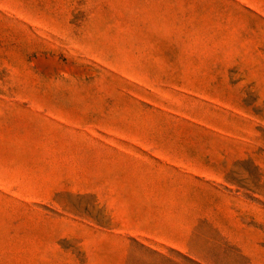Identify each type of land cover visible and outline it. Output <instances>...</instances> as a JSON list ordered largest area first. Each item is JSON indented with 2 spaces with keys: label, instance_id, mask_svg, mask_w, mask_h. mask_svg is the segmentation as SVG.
<instances>
[{
  "label": "rangeland",
  "instance_id": "rangeland-1",
  "mask_svg": "<svg viewBox=\"0 0 264 264\" xmlns=\"http://www.w3.org/2000/svg\"><path fill=\"white\" fill-rule=\"evenodd\" d=\"M120 258L264 264V0H0V264Z\"/></svg>",
  "mask_w": 264,
  "mask_h": 264
},
{
  "label": "crops",
  "instance_id": "crops-1",
  "mask_svg": "<svg viewBox=\"0 0 264 264\" xmlns=\"http://www.w3.org/2000/svg\"><path fill=\"white\" fill-rule=\"evenodd\" d=\"M169 199H167L166 196L161 193V195L153 196L150 195L149 197V205H150V222L154 223L155 225L159 226L160 229L156 232H151L146 234L145 238H142L141 240L146 243L150 248L155 249L160 252L168 251L171 248L175 250L182 251L184 250L185 246V235L183 233L182 228H180L179 232V227H178V220L176 219L175 224L176 228L175 231L173 232H168L166 229H164V226L168 224L169 222V216H170V211L168 210V206L166 204L168 203ZM153 202H155V205L157 207H160V209L156 210V213H160L159 216L153 214ZM177 214L178 212H174ZM132 234V233H130ZM122 241L126 242L124 238H122ZM149 242L150 244H148ZM129 248V245L126 243L120 244L119 248V257H127L128 255L126 254L127 250ZM123 250V251H122ZM125 263L123 259L120 258V263L122 264Z\"/></svg>",
  "mask_w": 264,
  "mask_h": 264
}]
</instances>
